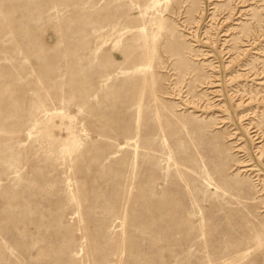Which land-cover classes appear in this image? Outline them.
Wrapping results in <instances>:
<instances>
[{"label":"rangeland","instance_id":"374dc122","mask_svg":"<svg viewBox=\"0 0 264 264\" xmlns=\"http://www.w3.org/2000/svg\"><path fill=\"white\" fill-rule=\"evenodd\" d=\"M0 264H264V0H0Z\"/></svg>","mask_w":264,"mask_h":264}]
</instances>
